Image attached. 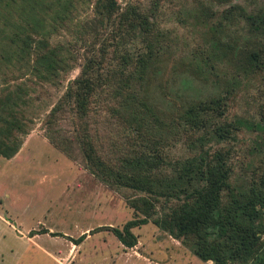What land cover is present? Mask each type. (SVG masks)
<instances>
[{"label": "rangeland", "instance_id": "rangeland-1", "mask_svg": "<svg viewBox=\"0 0 264 264\" xmlns=\"http://www.w3.org/2000/svg\"><path fill=\"white\" fill-rule=\"evenodd\" d=\"M73 1L68 18L46 37L49 46H62L68 64L50 80H39L32 73L35 50L20 56L10 52L5 39L11 30L7 20H17V12L0 14V98L18 90L28 101L26 106L17 108L22 110L19 115L28 126L27 133L22 135L14 156H0V264H212L211 260L198 259L179 240L150 221L132 227L135 243L123 246L106 226L120 227L135 216L125 202V196L132 191L121 192L103 184L79 159L68 158L44 136L48 109L77 75L84 59L98 55L100 48H104L110 66L115 67L117 60L111 57L117 54L112 53L117 42L116 16L92 25L93 0ZM115 1L120 7L127 2L139 8L150 7L168 36L170 50L159 61V73L151 75L143 89L145 100L154 106L156 119L169 125L170 130H162L160 123H153L150 114L147 123L142 119L128 125L119 110L120 100L110 95L114 85L98 89L91 98L85 122L95 148L107 162H117L144 149L146 143L140 141V134L144 140H157V151L167 158L180 159L192 154L189 142L196 134L184 131L177 120L186 96L222 97L215 124L237 117L257 120L264 116V66L256 73H248L227 56H212L202 63L210 34L192 16L195 9H204L209 22L214 24L224 10L236 5L239 14L235 21L226 23L222 39L243 50H257L264 61V32L252 31L245 17L264 13V0ZM32 37L36 39L38 35ZM125 44L132 49L137 46L128 40ZM195 61L206 79L201 71L194 81L186 77L184 70L188 71L190 63L196 66ZM138 90L143 97L142 90ZM71 114L65 111L58 115L55 128L65 133L78 129ZM139 124L143 127H137ZM232 132L231 137L208 142L206 146L209 151L223 152L230 179L242 182L250 174L247 162L255 157L250 153L251 144L261 135L243 128ZM156 204L158 212L162 203ZM30 229L36 233L28 236Z\"/></svg>", "mask_w": 264, "mask_h": 264}, {"label": "trees", "instance_id": "trees-1", "mask_svg": "<svg viewBox=\"0 0 264 264\" xmlns=\"http://www.w3.org/2000/svg\"><path fill=\"white\" fill-rule=\"evenodd\" d=\"M228 1L216 0L217 3ZM73 8V0H0L1 15L10 10L17 12V20H7L11 30L5 37L6 45L10 52L19 56L36 51L31 70L39 80L53 79L68 67L62 46H49L46 37L68 18ZM236 9V5H230L214 24L209 22V14L204 9L193 11L194 19L207 27L210 34L202 63L212 56L219 59L227 56L246 72L256 73L264 66L258 51L243 50L222 39L226 23L235 21L239 14ZM92 11V25L102 24L113 14L116 16L117 42L112 53L116 51L117 54L111 56L117 59L115 67L109 65L104 48H100L98 55L86 57L77 75L68 81L62 95L48 109L43 131L49 143L68 158L79 159L100 182L121 192L132 191L125 196V202L135 216L126 219L120 227H106L123 246L130 247L135 243L131 228L150 221L202 261L264 263V116L257 120L237 117L215 124L222 97L186 96L177 120L184 131L196 134L189 142L192 154L180 159L167 158L157 151V140H144L140 134V141L146 143L144 149L125 155L117 162H107L87 131L85 118L91 98L98 89L114 85L110 95L120 100L119 110H122L121 116L127 118L128 125L142 119L147 123L150 114L153 123H160L162 130H170L169 125L156 119L154 106L145 100L146 89H143L151 75L159 73V61L169 52L170 43L150 7L139 8L128 2L120 7L115 0H93ZM245 17L252 31L264 32V13ZM32 34L38 37L34 39ZM127 40L137 43L136 48H127ZM195 58L193 55L192 63ZM195 62L197 68L190 63L188 71L184 70L186 77L194 81L201 71L206 79L199 63ZM137 88L142 90L143 97L138 95ZM27 103L18 90L0 98V156L3 158L16 153L22 135L27 133L28 126L19 115L22 110H17ZM67 107L78 129L65 133L55 126L58 115L69 112ZM211 121H214L213 126ZM239 128L261 135L251 144L250 153L255 157L247 162L250 174L242 182L230 179V167L223 152L219 149L209 151L206 146L208 142L231 137L232 131ZM159 201L162 204L157 212L155 207ZM34 233L36 231L30 229L28 236Z\"/></svg>", "mask_w": 264, "mask_h": 264}, {"label": "water", "instance_id": "water-1", "mask_svg": "<svg viewBox=\"0 0 264 264\" xmlns=\"http://www.w3.org/2000/svg\"><path fill=\"white\" fill-rule=\"evenodd\" d=\"M262 217L264 219V208L262 209ZM262 264H264V263H262Z\"/></svg>", "mask_w": 264, "mask_h": 264}, {"label": "crops", "instance_id": "crops-1", "mask_svg": "<svg viewBox=\"0 0 264 264\" xmlns=\"http://www.w3.org/2000/svg\"><path fill=\"white\" fill-rule=\"evenodd\" d=\"M17 152V151H16ZM14 156V155H13Z\"/></svg>", "mask_w": 264, "mask_h": 264}]
</instances>
